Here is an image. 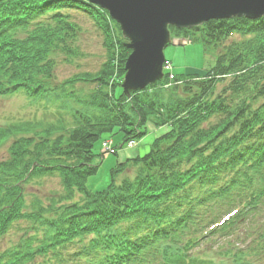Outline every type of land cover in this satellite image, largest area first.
Listing matches in <instances>:
<instances>
[{
    "label": "trees",
    "instance_id": "16d2710c",
    "mask_svg": "<svg viewBox=\"0 0 264 264\" xmlns=\"http://www.w3.org/2000/svg\"><path fill=\"white\" fill-rule=\"evenodd\" d=\"M54 4L89 10L84 0H0V90L13 83L42 89L54 81L53 56L58 47L70 55L76 53L73 41L79 27L70 17L58 15L55 23L27 24L38 16L36 12L43 11L42 5ZM101 17L98 11L96 18L102 20ZM102 22L106 23V19ZM103 29L111 61L99 73H82L62 83L64 86H71L75 81L96 83L97 90L88 103L99 113L91 114V118L80 115L70 130L63 126L61 131L68 133L67 140L60 135L48 149L62 153L58 156L64 164L67 163L64 157L76 159L77 164L85 163V170L94 174L92 145L105 134L120 135L122 141L141 137L145 133L140 129L145 128L147 120H153L157 127H167V131L154 141L152 153L135 161L139 168L134 179H125L120 184L112 182L106 191L88 195V207L100 211L90 221V227L77 216L73 220L75 229L83 228L87 232L101 226L109 228L129 217L157 219L175 210L180 212L191 198L195 199V188L202 191L210 180L216 182L225 170L234 173L236 178L231 179L228 192L235 186L250 191L257 176L264 182V84H261L264 82V17L257 21L239 18L206 22L195 36L206 48L223 45L224 52L203 74L197 73L204 80L187 79L182 94L173 87L166 105L159 90L155 92L156 103L148 95L145 103L136 94L130 111L125 110L123 103L118 108L112 105L126 100L118 90L128 54L122 47L121 54L120 49H114L119 39L110 37L117 34V29L114 31L108 24ZM174 31L183 36L189 34V31ZM235 34L239 35V40L225 44ZM229 77L230 83L223 92H216L217 85ZM25 126L20 125L18 132L28 133L30 129ZM52 133L51 128L46 135ZM20 141L18 145H28L31 139ZM48 144L49 140L40 142L44 148ZM18 145L14 144V148L21 150ZM62 145L67 147L66 151L59 148ZM250 156H256L255 162H250L254 161L248 158ZM5 165L0 163L2 179L14 178V170ZM87 175H77L76 183L83 185ZM8 184L0 196V234L10 227L2 226V218L15 220L23 211L19 187L11 180ZM134 223L136 225V221ZM41 228L38 227L37 232Z\"/></svg>",
    "mask_w": 264,
    "mask_h": 264
},
{
    "label": "water",
    "instance_id": "95a60500",
    "mask_svg": "<svg viewBox=\"0 0 264 264\" xmlns=\"http://www.w3.org/2000/svg\"><path fill=\"white\" fill-rule=\"evenodd\" d=\"M108 8L132 39L127 84L144 83L161 70L167 25H191L211 18L264 14V0H92Z\"/></svg>",
    "mask_w": 264,
    "mask_h": 264
},
{
    "label": "rangeland",
    "instance_id": "374dc122",
    "mask_svg": "<svg viewBox=\"0 0 264 264\" xmlns=\"http://www.w3.org/2000/svg\"><path fill=\"white\" fill-rule=\"evenodd\" d=\"M83 23V22H82ZM84 25V23H83ZM99 31L95 26H92L89 23H85V32L81 36L80 45L84 50L86 56L76 63H67L62 60L57 65V76L60 80H65L74 74L83 72V71H96L99 66L103 62L105 58V52L102 45L103 37L101 36ZM166 58L170 59L172 63L171 68L174 69L176 73H184V72H200L204 73V69L211 66L215 62V55L213 53L206 54L203 50L202 43L199 41H194L189 44H170L165 49ZM205 67V68H204ZM84 87L86 86H79ZM22 103L21 98H15L11 100H3L0 101V109L2 107L7 106V108L0 114V117L5 114L6 119L11 120H22V119H30L34 116V109L29 107L25 109H20V104ZM9 112L8 114L6 112ZM38 111L39 114L44 113ZM45 114V113H44ZM48 115V114H47ZM45 116V115H44ZM50 117L48 116V119ZM157 134H154L151 129H149L148 133L144 135L142 139L139 140L140 145V155L144 156L149 153L152 149V144ZM120 135H116L115 137L107 135V138L99 141L95 146V151L98 154L102 153V147L106 146V143L113 139L117 144L120 143L121 140ZM6 155V147L0 149V157H4ZM121 158L118 155H106V157L102 160V156H97V161L101 163L98 173L92 175L88 180V187L90 190H102L106 188L112 178V174L114 169L118 164L121 163ZM122 178V177H119ZM36 188H38L36 186ZM54 189H60V184L58 178H46L44 185L39 189L40 193H48ZM36 191V189H33ZM241 244V243H240ZM5 245H9V240H6ZM217 255H215L216 257Z\"/></svg>",
    "mask_w": 264,
    "mask_h": 264
}]
</instances>
